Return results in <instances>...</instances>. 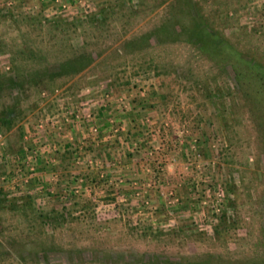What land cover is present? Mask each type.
<instances>
[{
    "label": "rangeland",
    "instance_id": "374dc122",
    "mask_svg": "<svg viewBox=\"0 0 264 264\" xmlns=\"http://www.w3.org/2000/svg\"><path fill=\"white\" fill-rule=\"evenodd\" d=\"M191 21L264 65V0H0V264L264 261V91Z\"/></svg>",
    "mask_w": 264,
    "mask_h": 264
},
{
    "label": "trees",
    "instance_id": "16d2710c",
    "mask_svg": "<svg viewBox=\"0 0 264 264\" xmlns=\"http://www.w3.org/2000/svg\"><path fill=\"white\" fill-rule=\"evenodd\" d=\"M189 4H187L186 1V10L189 11ZM165 23V20L163 21ZM162 24V30L164 34H172L173 30L170 28L169 25L167 24ZM190 24V25H189ZM187 26L184 27L186 31H182L181 33L186 35V38L189 41H191V35H195L199 37V40H201V44H206L211 46L210 47V52L208 48L206 49L208 53L210 54V57L215 56V49L216 47L217 51H219L224 59V65L225 67L228 66L230 70L233 73V78L235 84L237 83L238 85L242 86V82L244 85L249 88L252 91V93L256 96L258 93L264 91V65L255 59H245L239 56L238 52L229 46V44H225L224 42H221L218 40L216 35H211L208 33V31L201 25V23H197L196 21H191ZM189 30L192 33L191 35L189 34ZM176 34V33H175ZM216 40V41H215ZM218 41V45L215 44V42ZM207 53V54H208ZM217 55V54H216ZM221 55V56H222ZM86 63V58L83 55H73L71 58L65 60V62H62L59 65V72L61 74H69L72 73L73 71H77V69H81ZM15 73V72H14ZM26 75L22 73L21 75L18 73H15L14 75L7 76V78H4L2 80V83L4 87H10V88H18V86H21L22 82L20 78ZM2 77H0L1 79ZM24 83V82H23ZM245 88V89H247ZM18 97V96H17ZM18 102V101H17ZM16 98H13L10 100V103L6 102L5 105H3L2 109L0 110V125L4 126L5 128H9L11 124L15 122V116L16 111ZM149 257V254L147 255ZM152 259L156 260L158 264H172L171 260H169L168 256H162L159 257L156 254H152ZM141 264H146L147 262H150L149 264H152V261L147 259L145 254H141L139 259H137ZM259 260V259H258ZM251 264H264L263 260L260 261H252L250 262ZM212 264H220L217 263L214 259ZM229 262L227 261V263ZM236 264V263H235ZM237 264H242L241 262Z\"/></svg>",
    "mask_w": 264,
    "mask_h": 264
},
{
    "label": "built area",
    "instance_id": "2783aa9c",
    "mask_svg": "<svg viewBox=\"0 0 264 264\" xmlns=\"http://www.w3.org/2000/svg\"><path fill=\"white\" fill-rule=\"evenodd\" d=\"M75 117H76V116H75ZM92 130L95 131V129H92ZM93 131H92V132H93Z\"/></svg>",
    "mask_w": 264,
    "mask_h": 264
}]
</instances>
